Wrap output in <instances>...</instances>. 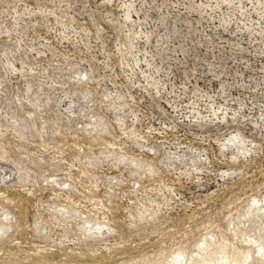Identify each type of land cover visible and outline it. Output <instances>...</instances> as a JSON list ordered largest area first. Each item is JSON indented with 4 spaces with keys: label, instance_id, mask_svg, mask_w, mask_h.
<instances>
[{
    "label": "rangeland",
    "instance_id": "obj_1",
    "mask_svg": "<svg viewBox=\"0 0 264 264\" xmlns=\"http://www.w3.org/2000/svg\"><path fill=\"white\" fill-rule=\"evenodd\" d=\"M0 264H264V0H0Z\"/></svg>",
    "mask_w": 264,
    "mask_h": 264
}]
</instances>
